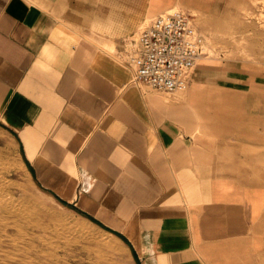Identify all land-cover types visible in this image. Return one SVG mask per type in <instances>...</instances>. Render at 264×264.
Listing matches in <instances>:
<instances>
[{
    "label": "crops",
    "instance_id": "1",
    "mask_svg": "<svg viewBox=\"0 0 264 264\" xmlns=\"http://www.w3.org/2000/svg\"><path fill=\"white\" fill-rule=\"evenodd\" d=\"M262 4L0 0V121L23 148L62 155L51 193L125 235L140 264H264ZM175 5L218 32L219 55L171 94L133 81L126 47Z\"/></svg>",
    "mask_w": 264,
    "mask_h": 264
},
{
    "label": "rangeland",
    "instance_id": "2",
    "mask_svg": "<svg viewBox=\"0 0 264 264\" xmlns=\"http://www.w3.org/2000/svg\"><path fill=\"white\" fill-rule=\"evenodd\" d=\"M248 13L257 14L250 8ZM258 16L264 26V4ZM201 23L205 29L209 28L207 32L212 28L218 29L217 22L210 27L203 14ZM205 34L206 48L210 55H219V51L213 49L214 44L219 42L218 32L213 33L215 35ZM250 37L251 35H239L233 30L230 40L234 43H247ZM49 151V148L47 152L43 148H23L8 126L0 121V248L27 244L31 237L28 234L21 235L20 230L47 238V241L35 238L41 251L16 248L15 252L19 256L3 258V251L0 250V264H32L31 258L26 257L27 254L37 255L43 264H140L138 253L128 240L112 232L89 214L65 204L60 198L62 196L56 195L57 198L51 193L62 190V177H59L62 175V155H51ZM24 152L47 175L49 186L34 177ZM6 202L15 204L14 210L6 208ZM15 224L17 225L14 226ZM6 229L17 235L18 240L14 242L7 235ZM74 236L77 240L72 241ZM53 246L62 248L54 251Z\"/></svg>",
    "mask_w": 264,
    "mask_h": 264
},
{
    "label": "built area",
    "instance_id": "3",
    "mask_svg": "<svg viewBox=\"0 0 264 264\" xmlns=\"http://www.w3.org/2000/svg\"><path fill=\"white\" fill-rule=\"evenodd\" d=\"M205 41L188 8L175 5L155 14L127 42L133 81L171 94L185 90L199 59L210 56Z\"/></svg>",
    "mask_w": 264,
    "mask_h": 264
},
{
    "label": "bare ground",
    "instance_id": "4",
    "mask_svg": "<svg viewBox=\"0 0 264 264\" xmlns=\"http://www.w3.org/2000/svg\"><path fill=\"white\" fill-rule=\"evenodd\" d=\"M202 58V57H201ZM4 162V161H3ZM4 164V163H3ZM8 196V195H7ZM37 200V199H36ZM37 203V202H36ZM6 204V208H8V209H13L14 208V205L12 204V203H10V202H6L5 203ZM39 204V203H38ZM48 209V208H47ZM14 210V209H13ZM32 217V216H31ZM12 223V222H11ZM14 223V222H13ZM13 225V224H12ZM17 224H15L14 226H16ZM20 225V224H19ZM64 228V227H63ZM6 232H7V235L9 236L10 235V237H11V239L14 241V240H18L17 239V235H15L14 233H11L10 231H8L7 229H6ZM63 232V231H62ZM19 233L21 234V235H23V236H26L27 234L28 235H30V240L28 241V243L27 244H22V246H20V245H15V247H10V246H2L1 248H0V250L1 251H3V253L2 254H4L3 255V258L4 257H8V256H14V255H16V256H19L16 252H15V249L17 248V249H23L24 250V248L25 249H31V248H34L35 250H38V251H41L42 250V248L41 247H39L38 246V244L35 242V238H39L41 241H47V238L46 237H44V236H38V235H36L35 233H29V232H27V231H24V230H20L19 231ZM61 234V233H60ZM3 237V236H2ZM1 239V238H0ZM72 241L73 240H77L76 239V236H74L72 239H71ZM15 242V241H14ZM13 242V243H14ZM3 243V242H2ZM1 246V245H0ZM56 246V245H55ZM55 246H53L52 247V249L55 251V250H58V249H60V248H62V247H55ZM24 251H27V250H24ZM44 251V250H43ZM46 251V250H45ZM46 253H49V252H47L46 251ZM57 253V252H56ZM58 253H60L59 251H58ZM60 255V254H59ZM57 256V255H56ZM26 257L27 258H31V260H32V264H43L42 263V261H41V258H39L37 255H34V254H27L26 255ZM57 258V257H56ZM7 259V258H6ZM58 259V258H57ZM28 261H29V259H27ZM11 261V260H10ZM15 261V260H14ZM6 262H7V260H6ZM9 262V261H8ZM50 263H52V262H50ZM17 264V263H16ZM21 264V263H20ZM24 264V263H23ZM29 264H30V262H29Z\"/></svg>",
    "mask_w": 264,
    "mask_h": 264
},
{
    "label": "trees",
    "instance_id": "5",
    "mask_svg": "<svg viewBox=\"0 0 264 264\" xmlns=\"http://www.w3.org/2000/svg\"><path fill=\"white\" fill-rule=\"evenodd\" d=\"M95 219V218H94ZM95 220H97V219H95ZM98 221V220H97ZM118 234H120L122 237H124L126 240H128V238L125 236V235H123L122 233H120V232H117Z\"/></svg>",
    "mask_w": 264,
    "mask_h": 264
}]
</instances>
